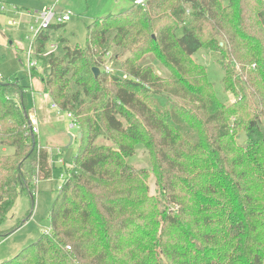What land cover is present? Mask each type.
Wrapping results in <instances>:
<instances>
[{"label": "trees", "instance_id": "16d2710c", "mask_svg": "<svg viewBox=\"0 0 264 264\" xmlns=\"http://www.w3.org/2000/svg\"><path fill=\"white\" fill-rule=\"evenodd\" d=\"M146 2L95 20L86 47L65 45L61 57L39 58L49 35L36 36L31 74L43 64L45 92L73 115L80 147L51 232L0 264H264V0ZM113 48L121 76L106 71ZM200 49L219 55L230 105L194 59ZM150 54L168 79L141 64ZM27 89L0 79V146L13 149L0 157L1 239L30 219L2 228L19 194L51 177L50 153L30 133ZM138 144L150 171L128 164Z\"/></svg>", "mask_w": 264, "mask_h": 264}, {"label": "rangeland", "instance_id": "374dc122", "mask_svg": "<svg viewBox=\"0 0 264 264\" xmlns=\"http://www.w3.org/2000/svg\"><path fill=\"white\" fill-rule=\"evenodd\" d=\"M79 1L85 4L87 2V0H77V2ZM34 2L37 3L38 1L0 0V79L2 81L18 79L23 86L28 87V91L30 89L26 97V106L30 113V108L34 104L40 123L39 133L36 134V137L39 139L40 145L50 153L51 177L42 180L35 179L34 183L31 184L32 189L33 186L36 187L35 194L32 196L29 193H21L16 199L15 205L2 228H15L21 225V222L28 217L30 219L9 237L0 238V263L13 259L26 247L37 242L45 233L51 232L50 211L64 183V179L67 177V170L73 166L80 147V129L71 128L72 119L68 118L67 112L52 108L50 98L45 97L47 94L44 85L41 83L42 77L46 75L43 64L39 63V69L31 74L35 76L32 82L29 76L27 69L28 52L36 38V33H32L30 30L31 27H34L35 30L39 28L35 19L28 15V10L33 13L37 11L32 7ZM65 8V4L62 2L55 10L60 13ZM72 14V22L66 23L59 28L51 27L46 30L49 35V41L44 52L39 57L43 61L50 54L54 57H61L64 54L65 45L86 47V28L93 22V19L87 21L79 13L72 12ZM181 35L182 30L178 32V36L180 37ZM116 52L117 49L113 48L110 55L106 58V62H108L107 64L113 69L114 73L121 76L120 70L124 57L119 60H113V54ZM33 59L36 60L35 56ZM194 59L205 66L208 80L213 85L218 100L223 105H230L234 97L225 91L223 85L225 72L218 61L219 55L207 53L204 49H200ZM141 64L145 67H151L157 75L164 79L170 77V73L162 62L153 54L146 56ZM237 134L239 145L244 146L246 141L245 134L242 131ZM95 144L112 145L104 137L97 138ZM59 151L62 153L60 156L58 155ZM12 153L13 149L7 148L4 152L0 146V157L11 155ZM61 161H64V163ZM128 164L138 171H150L152 169L150 156L142 144L136 145L135 154L128 160ZM148 185L151 195H156L158 192L156 179L151 173Z\"/></svg>", "mask_w": 264, "mask_h": 264}, {"label": "crops", "instance_id": "0c3cea01", "mask_svg": "<svg viewBox=\"0 0 264 264\" xmlns=\"http://www.w3.org/2000/svg\"><path fill=\"white\" fill-rule=\"evenodd\" d=\"M34 1H38V2L37 3L34 2L32 7L36 9L38 12L45 11L50 8L57 9L62 4V2H64L66 8L64 10H61L60 13H63L66 11H72L73 13H79L80 16H82L87 21L89 19H93V22L97 19L104 18L108 15H115V14L123 13L134 7L133 5L134 0H97V1L87 0L86 4L82 1L77 2V0H34ZM28 11H31V10H28ZM113 11H121V12L113 13ZM70 22H72V19ZM45 97L49 98V96L47 95ZM29 117H30V121L36 122L39 127L40 123H39L38 116L36 115V112H35L34 104L30 108ZM3 151L5 152L6 149H3Z\"/></svg>", "mask_w": 264, "mask_h": 264}, {"label": "built area", "instance_id": "2783aa9c", "mask_svg": "<svg viewBox=\"0 0 264 264\" xmlns=\"http://www.w3.org/2000/svg\"><path fill=\"white\" fill-rule=\"evenodd\" d=\"M134 5L138 6V7L146 8L147 2H146V0H136ZM28 15L32 16L35 19L36 24L39 26V28L36 30L34 29V27H31V30H30L32 33H36V36L40 32H44L47 29L51 28V26H53V25L66 24V23L70 22L71 18H72V12L71 11H66L63 13H57L55 8H50V9H47L45 11H39V12L37 11L35 13H33L32 11H29ZM34 56H35V52H34L33 48H31L30 51L28 52V62H27V69L29 71V75H31L32 70L35 69V67H37V62H36V60L33 59ZM106 71L108 73H111L113 71V69L109 65H107ZM123 78H127V77L124 75ZM52 108H54L58 111L62 110L56 104H52ZM67 116L69 119H72L71 128H73V129L78 128V124H77L76 120L74 119L73 115L71 113H67ZM30 133H31V135H36L39 133V127H38L36 122H33V121L31 122ZM61 154L62 153L59 151L58 155L60 156ZM61 162L64 163V161H61ZM47 233H49V232H47Z\"/></svg>", "mask_w": 264, "mask_h": 264}, {"label": "water", "instance_id": "95a60500", "mask_svg": "<svg viewBox=\"0 0 264 264\" xmlns=\"http://www.w3.org/2000/svg\"><path fill=\"white\" fill-rule=\"evenodd\" d=\"M94 73H95V76H98L100 74L99 69H94ZM80 138H81V135H80Z\"/></svg>", "mask_w": 264, "mask_h": 264}]
</instances>
